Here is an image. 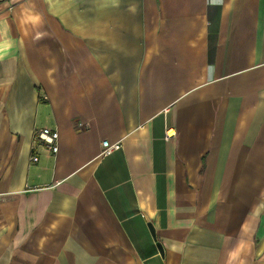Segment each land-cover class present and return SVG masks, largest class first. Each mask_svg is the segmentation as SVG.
<instances>
[{"label": "crops", "instance_id": "crops-1", "mask_svg": "<svg viewBox=\"0 0 264 264\" xmlns=\"http://www.w3.org/2000/svg\"><path fill=\"white\" fill-rule=\"evenodd\" d=\"M0 264H264V0H0Z\"/></svg>", "mask_w": 264, "mask_h": 264}, {"label": "built area", "instance_id": "built-area-1", "mask_svg": "<svg viewBox=\"0 0 264 264\" xmlns=\"http://www.w3.org/2000/svg\"><path fill=\"white\" fill-rule=\"evenodd\" d=\"M170 130H166L164 134V139L167 140L170 138L173 134H169ZM36 136L38 140L43 142L44 146L48 151L55 154L57 152V139H58V133L56 131H52L48 128H43L36 132ZM120 149L119 143L114 144H108L106 142H103V150L101 152L102 155L108 156ZM29 161L31 163H36L38 161L37 155L33 154L30 156Z\"/></svg>", "mask_w": 264, "mask_h": 264}, {"label": "bare ground", "instance_id": "bare-ground-1", "mask_svg": "<svg viewBox=\"0 0 264 264\" xmlns=\"http://www.w3.org/2000/svg\"><path fill=\"white\" fill-rule=\"evenodd\" d=\"M169 134H173L171 130L169 131Z\"/></svg>", "mask_w": 264, "mask_h": 264}]
</instances>
